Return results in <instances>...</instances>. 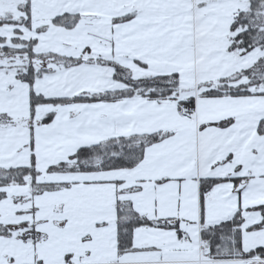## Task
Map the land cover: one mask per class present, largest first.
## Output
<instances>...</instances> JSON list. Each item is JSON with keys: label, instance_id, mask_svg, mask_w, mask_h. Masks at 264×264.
<instances>
[{"label": "snow or ice", "instance_id": "obj_1", "mask_svg": "<svg viewBox=\"0 0 264 264\" xmlns=\"http://www.w3.org/2000/svg\"><path fill=\"white\" fill-rule=\"evenodd\" d=\"M0 264H264V0H0Z\"/></svg>", "mask_w": 264, "mask_h": 264}]
</instances>
